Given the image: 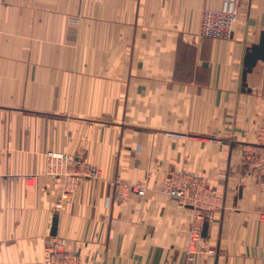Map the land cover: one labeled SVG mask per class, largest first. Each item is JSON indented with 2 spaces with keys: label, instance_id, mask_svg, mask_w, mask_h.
<instances>
[{
  "label": "crops",
  "instance_id": "1",
  "mask_svg": "<svg viewBox=\"0 0 264 264\" xmlns=\"http://www.w3.org/2000/svg\"><path fill=\"white\" fill-rule=\"evenodd\" d=\"M222 1L3 0L0 264H43L55 217L81 264H264L263 180L244 161L264 146V61L242 79L264 0L241 1L231 38L201 36ZM49 152L101 175L63 200ZM179 173L204 180L207 207L163 192ZM198 212L212 218L190 254Z\"/></svg>",
  "mask_w": 264,
  "mask_h": 264
},
{
  "label": "built area",
  "instance_id": "2",
  "mask_svg": "<svg viewBox=\"0 0 264 264\" xmlns=\"http://www.w3.org/2000/svg\"><path fill=\"white\" fill-rule=\"evenodd\" d=\"M242 0H223L218 10L206 9L203 12L200 34L203 37L228 39L233 36L234 23L239 15V7ZM3 0H0V4ZM260 138L264 141V123L260 130ZM264 143V142H263ZM244 161L248 171L259 176L264 187V146L256 149L246 148ZM47 173L54 177H60L64 181L62 199H68L75 191L83 177H98L101 173L96 168H85L69 154L49 152L47 154ZM117 193V198H123L126 194L119 189V184L112 185ZM127 193L134 192L140 196L145 194V188L140 184L124 185ZM163 192L175 203L182 207L194 206L203 209V205H209L206 195L204 180L193 174L179 173L173 175ZM210 195V193H207ZM211 211V207L208 208ZM207 218V219H205ZM212 218V213L205 216L198 212L195 216V224L191 228L189 253L196 251V244L202 237V231L198 222ZM45 258L43 264H81L80 257L67 249L66 241L58 236H47L45 239Z\"/></svg>",
  "mask_w": 264,
  "mask_h": 264
},
{
  "label": "water",
  "instance_id": "3",
  "mask_svg": "<svg viewBox=\"0 0 264 264\" xmlns=\"http://www.w3.org/2000/svg\"><path fill=\"white\" fill-rule=\"evenodd\" d=\"M259 61H264V31L261 33V38L259 43H255L247 48L244 58V69H243V90L247 87V75L248 73L252 72L254 67L257 65ZM57 217L53 220V228H52V235H57ZM209 228V221L206 220L203 226L202 235L204 237L208 234Z\"/></svg>",
  "mask_w": 264,
  "mask_h": 264
}]
</instances>
